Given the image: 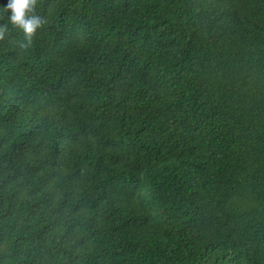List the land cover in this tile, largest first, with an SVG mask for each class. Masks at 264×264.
I'll return each mask as SVG.
<instances>
[{
	"label": "trees",
	"instance_id": "16d2710c",
	"mask_svg": "<svg viewBox=\"0 0 264 264\" xmlns=\"http://www.w3.org/2000/svg\"><path fill=\"white\" fill-rule=\"evenodd\" d=\"M0 0V264H264V0Z\"/></svg>",
	"mask_w": 264,
	"mask_h": 264
},
{
	"label": "clouds",
	"instance_id": "9594fccd",
	"mask_svg": "<svg viewBox=\"0 0 264 264\" xmlns=\"http://www.w3.org/2000/svg\"><path fill=\"white\" fill-rule=\"evenodd\" d=\"M2 7L3 11L7 12L11 23L21 29L29 40L43 22V18L36 9V0H7Z\"/></svg>",
	"mask_w": 264,
	"mask_h": 264
}]
</instances>
